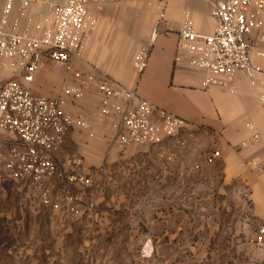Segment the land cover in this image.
Listing matches in <instances>:
<instances>
[{
	"label": "crops",
	"instance_id": "crops-1",
	"mask_svg": "<svg viewBox=\"0 0 264 264\" xmlns=\"http://www.w3.org/2000/svg\"><path fill=\"white\" fill-rule=\"evenodd\" d=\"M31 1L24 23L38 21L47 11V3L64 0H36L38 7L32 6ZM218 1L114 0L99 5L89 2L87 9L96 24L83 41L79 56L72 58L71 71H66L61 63L44 58L33 81L21 83H26L31 93L45 98L59 97L64 84L84 86V97L79 101L69 99L65 107L66 112L80 116L84 124L67 131L64 145L81 149L85 164H96L103 159L118 123L116 115L100 109L99 82L108 83L122 94L136 92L155 107L184 119L188 126L179 131L178 137L196 139L194 146H190L203 171L210 166L204 163L205 152L198 148L202 138L211 140L208 151L219 152L212 165V180L218 181L212 191L214 206L220 213H227L228 219H235L237 211L244 212L241 220L251 228L246 242L235 246L236 252L243 258V264H264V238L261 245L255 244L256 229L264 226V113L259 104V96L264 91L263 77L257 75L256 85H251L242 72H237L230 89L203 88L200 70L186 61H175L185 13L190 15L198 35H209L216 25L213 8ZM160 15L162 23L150 46L147 67L139 74L133 68L135 54L141 47L148 46ZM259 22L251 42L264 52L261 41L264 8ZM251 57L256 65L264 68V59L257 57L255 51ZM118 102L126 104L127 99L123 96ZM248 123L253 126L252 130L246 127ZM255 132L259 135L258 142L251 141ZM166 141L176 155L165 172V180H183L187 164L193 161H188V156L183 155V150L175 147L173 141ZM242 141H248L247 145L241 147ZM204 177L209 178L210 173ZM236 236H232L233 242Z\"/></svg>",
	"mask_w": 264,
	"mask_h": 264
},
{
	"label": "rangeland",
	"instance_id": "rangeland-1",
	"mask_svg": "<svg viewBox=\"0 0 264 264\" xmlns=\"http://www.w3.org/2000/svg\"><path fill=\"white\" fill-rule=\"evenodd\" d=\"M36 2L32 6L38 7ZM179 133L169 140L193 161L179 181L165 180L176 155L167 139L157 146L121 149L115 134L111 150L105 149L96 164L83 163L82 150L70 144L56 150L58 173L42 184L5 174L0 183V264H243L235 246L246 242L251 228L241 220L244 212L228 219L214 206L218 181L212 180L216 158L214 150L208 151L211 140L204 136L198 143L210 166L203 171L190 146L196 139H181ZM0 142L6 153L16 138L0 132ZM74 159L82 162L74 165ZM69 174L78 181L67 182ZM43 186L49 189L50 204L41 199ZM66 193L77 198L79 213L67 211Z\"/></svg>",
	"mask_w": 264,
	"mask_h": 264
},
{
	"label": "built area",
	"instance_id": "built-area-1",
	"mask_svg": "<svg viewBox=\"0 0 264 264\" xmlns=\"http://www.w3.org/2000/svg\"><path fill=\"white\" fill-rule=\"evenodd\" d=\"M114 0H64L62 3H47V11L38 21L23 22L27 16L30 0H0V132L15 136L3 153L0 142V183L7 177L27 184H42L58 171L53 154L60 149L70 128L83 126L80 116L65 111L69 99L79 101L84 97L82 84H64L57 98H45L27 90L21 82L30 83L47 58L61 63L71 71L72 58L79 56L83 41L96 24L95 17L88 12L87 3L97 5ZM264 0H219L214 4L213 16L216 25L209 35H198L193 21L185 13L176 43L175 61L187 64L202 72V87L230 89L237 72H242L251 85H256L257 75L263 77L264 68L252 61V52L264 59V52L251 42V36L260 26L259 17ZM162 16L156 20L148 46L141 47L133 60L134 70L141 74L147 67L149 49L155 40ZM264 42V36L261 37ZM101 94L100 109L117 116L115 141L121 149L140 145H161L188 125L184 119L155 107L136 92L122 94L108 83L97 84ZM125 97L126 104L119 103ZM264 113V91L259 96ZM250 130L251 124H246ZM259 135H251L258 142ZM242 141L240 146H246ZM215 151L213 157L217 158ZM81 159L72 160L79 165ZM264 166V159L262 160ZM69 183L78 181L75 174L65 176ZM42 201L50 204L49 189L43 186ZM69 202L67 211L80 212L77 198L65 195ZM58 208L57 203L53 204ZM264 226L256 229L255 244L261 245Z\"/></svg>",
	"mask_w": 264,
	"mask_h": 264
}]
</instances>
